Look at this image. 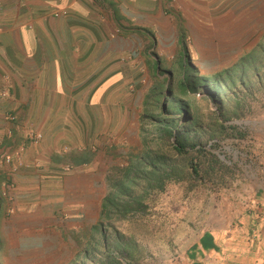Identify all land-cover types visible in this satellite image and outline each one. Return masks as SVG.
<instances>
[{
  "label": "rangeland",
  "instance_id": "374dc122",
  "mask_svg": "<svg viewBox=\"0 0 264 264\" xmlns=\"http://www.w3.org/2000/svg\"><path fill=\"white\" fill-rule=\"evenodd\" d=\"M183 16L114 29L110 70L83 78L84 107L71 110L81 136L61 153L63 175L95 172L52 190V205L0 203V264H191L206 233L250 251L262 227L264 22ZM168 127L209 154L178 156Z\"/></svg>",
  "mask_w": 264,
  "mask_h": 264
},
{
  "label": "crops",
  "instance_id": "0c3cea01",
  "mask_svg": "<svg viewBox=\"0 0 264 264\" xmlns=\"http://www.w3.org/2000/svg\"><path fill=\"white\" fill-rule=\"evenodd\" d=\"M196 12L255 13L251 20L264 22V0H0V89L10 92L0 99L3 207L18 205L21 197L26 203L42 197L43 204L50 203L52 190L62 194L70 189L69 181L95 172L91 166L63 175L61 153L70 138L81 136L79 119L71 110L84 107L83 78L110 70L105 61L115 58L114 29L133 31L149 27L157 16L162 20L166 13ZM239 19L230 17L227 22ZM87 103L93 105L92 97ZM8 112L16 115V123L9 122ZM28 123L41 133L39 142L26 140ZM24 145L18 163L16 153ZM6 155L13 158L10 165L4 164ZM256 204L262 227L250 251L242 249L244 241L233 245L206 233L187 251L191 264H264V185Z\"/></svg>",
  "mask_w": 264,
  "mask_h": 264
},
{
  "label": "trees",
  "instance_id": "16d2710c",
  "mask_svg": "<svg viewBox=\"0 0 264 264\" xmlns=\"http://www.w3.org/2000/svg\"><path fill=\"white\" fill-rule=\"evenodd\" d=\"M166 133H168L169 136L173 139V141L169 144V147H171L172 151L175 152L178 156H186L189 155L192 152L198 153V156H203L205 154H209V150H206L205 147H198L197 145L193 144H187L181 140L178 139V135H176L175 128L168 127L166 130ZM148 149V148H147ZM147 160H151L152 156L149 155V152H146L145 154ZM213 162L219 163L218 159H213ZM150 165H153L152 160L150 161ZM189 167L192 169L195 176L199 175L200 167L195 165L193 161H190Z\"/></svg>",
  "mask_w": 264,
  "mask_h": 264
},
{
  "label": "built area",
  "instance_id": "2783aa9c",
  "mask_svg": "<svg viewBox=\"0 0 264 264\" xmlns=\"http://www.w3.org/2000/svg\"><path fill=\"white\" fill-rule=\"evenodd\" d=\"M9 96H10V92H9L8 88H1L0 89V99L1 100L7 99ZM7 118L9 120V122H11V123H16L18 120L16 115L13 114L12 112L7 113ZM9 135H11L10 132H9ZM25 137L29 143H37L41 140L42 135L40 132L35 130V127L31 123H28L27 128H26ZM24 150H25L24 146H21L17 150L16 160L18 161V163H20V161H21V155H22ZM12 160H13V158L11 156H9V155L4 156V164L10 165L12 163Z\"/></svg>",
  "mask_w": 264,
  "mask_h": 264
}]
</instances>
